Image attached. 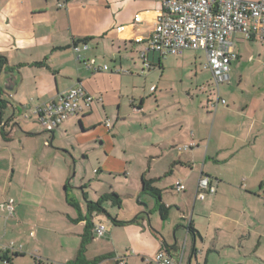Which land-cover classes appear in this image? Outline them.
I'll return each instance as SVG.
<instances>
[{
	"label": "crops",
	"instance_id": "1",
	"mask_svg": "<svg viewBox=\"0 0 264 264\" xmlns=\"http://www.w3.org/2000/svg\"><path fill=\"white\" fill-rule=\"evenodd\" d=\"M165 1L0 0V244L22 250L0 264H264V44L232 35L217 87L205 52L147 51ZM75 87L91 107L47 132L35 109Z\"/></svg>",
	"mask_w": 264,
	"mask_h": 264
},
{
	"label": "built area",
	"instance_id": "2",
	"mask_svg": "<svg viewBox=\"0 0 264 264\" xmlns=\"http://www.w3.org/2000/svg\"><path fill=\"white\" fill-rule=\"evenodd\" d=\"M66 1L59 0L58 6H65ZM235 33L264 44V0H166L150 36L147 51H154L161 57L181 55L189 50L203 51L206 54L205 68L212 72L215 84L219 87L220 83L229 82V65L236 56L230 52L228 40ZM88 49L87 43L73 46L81 61H84L81 53ZM141 56L145 59L146 53ZM86 67L94 72L108 70L107 66H96L94 60L88 61ZM220 101L226 104L225 100ZM93 102V96L83 88L75 87L61 93L55 100L38 106L34 113L43 128L52 133L67 119L91 107ZM105 124L110 126L108 121ZM183 190L184 186L177 183V191ZM215 193L216 186L210 178L202 175L197 186V199L205 200L208 195ZM7 209L12 216V200L7 202ZM94 234L97 238H104V226L97 225ZM21 251V247L14 244H0V253ZM152 262L182 264L181 260H176L165 250L158 252ZM4 264L10 262L5 260Z\"/></svg>",
	"mask_w": 264,
	"mask_h": 264
},
{
	"label": "trees",
	"instance_id": "3",
	"mask_svg": "<svg viewBox=\"0 0 264 264\" xmlns=\"http://www.w3.org/2000/svg\"><path fill=\"white\" fill-rule=\"evenodd\" d=\"M7 67V59L3 56H0V72L2 70H4V68ZM7 107V101L4 100L1 96H0V122H1V116L3 115L5 109ZM144 192L148 193L154 197H158L160 196L159 192L157 191V189H155L151 182H144ZM94 210H103L100 206V203L94 204L91 203L90 204V212L94 211ZM161 210H164V207H161ZM104 211V210H103ZM93 264H97V262H94Z\"/></svg>",
	"mask_w": 264,
	"mask_h": 264
},
{
	"label": "water",
	"instance_id": "4",
	"mask_svg": "<svg viewBox=\"0 0 264 264\" xmlns=\"http://www.w3.org/2000/svg\"><path fill=\"white\" fill-rule=\"evenodd\" d=\"M9 78L7 79V83L5 85V90L6 91H12L14 89L15 86V80H14V74L13 73H9Z\"/></svg>",
	"mask_w": 264,
	"mask_h": 264
},
{
	"label": "rangeland",
	"instance_id": "5",
	"mask_svg": "<svg viewBox=\"0 0 264 264\" xmlns=\"http://www.w3.org/2000/svg\"><path fill=\"white\" fill-rule=\"evenodd\" d=\"M3 81H2V88H0V96L3 94V96L4 95H8L9 93L5 90V85H6V80H7V78L6 77H4V75H3Z\"/></svg>",
	"mask_w": 264,
	"mask_h": 264
}]
</instances>
